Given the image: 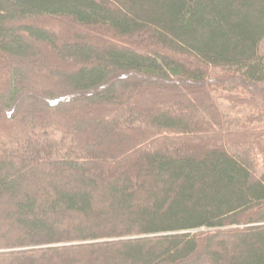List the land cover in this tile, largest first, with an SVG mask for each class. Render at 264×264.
Instances as JSON below:
<instances>
[{"label": "trees", "instance_id": "trees-1", "mask_svg": "<svg viewBox=\"0 0 264 264\" xmlns=\"http://www.w3.org/2000/svg\"><path fill=\"white\" fill-rule=\"evenodd\" d=\"M263 39L264 0H0V264H264V134L209 89L264 97Z\"/></svg>", "mask_w": 264, "mask_h": 264}, {"label": "rangeland", "instance_id": "rangeland-1", "mask_svg": "<svg viewBox=\"0 0 264 264\" xmlns=\"http://www.w3.org/2000/svg\"><path fill=\"white\" fill-rule=\"evenodd\" d=\"M53 23H55V24H53ZM64 23L72 24L70 21H66V20H64L60 24H64ZM52 24L53 25H56V24L60 25L59 22H57V21H52ZM61 27H63V25ZM64 28L65 27H63V29ZM72 30L75 31L76 28L75 27L71 28L70 32H72ZM77 32H78V30H77ZM89 37L92 41L96 40L98 43H101V42H99L100 40L105 42L109 39L107 34L99 33L96 30H94V31L90 30ZM113 41H115V40L112 39V42ZM135 41H137V44L142 49H146L145 46H149V40L147 37H143L141 39L135 38ZM131 43L134 44V42H131ZM260 52L264 54V39L262 40V42L260 44ZM61 62H65V60H63ZM209 82H210L209 89L212 90L211 88L214 87V90H216L214 92L211 91L212 95L214 96L213 97L214 101L218 104V106L221 108V110L226 115H228L229 117H234L237 120L241 119V121H244V122L247 121L246 126H247L248 130L257 131V132L264 134V106H263L264 105V97L262 96L261 91H259V90L256 91V92H259L258 93L259 95H257V96L253 93H250L249 90H252L250 85L243 82L244 86L246 85L245 87L249 88V89L248 88L245 89V87H242V83H237L238 80L234 81V79L231 76L227 75L226 73L223 72L222 69H218V68L213 70L212 76H211ZM185 87H191V84L181 82V85L178 86L177 89H175V88L174 89L179 91V93L184 91L186 93L185 96L188 99H190L191 103H192V101H193L192 96L188 93L187 88H185ZM196 88H198V89L201 88L199 93H198L201 95L203 88L200 85L197 86ZM167 89H168L167 86H164V87L160 86V91L158 89H155V87H154V89H152V91L156 92V94L158 96L159 93L165 92V90H167ZM180 98H182V97H180ZM186 103H188V101H186ZM186 103H185V100L179 102V104H180L179 110L181 112H186V109H185ZM155 104H158V105L161 104L162 105L163 103H161L159 101ZM195 107L196 106H194V104L192 103V106H190V109L196 110ZM242 116H246L245 117L246 119L243 118ZM117 127H118V125H117ZM241 129H245V128H241ZM105 137L106 138L104 139V144H107L106 146L109 147L107 151L110 153L112 151H114L115 149L118 150L124 146L123 145L124 144L123 139H121V142H123V144H121V142L119 143V140H120L119 138H123L121 136L117 135V139H119V140H117L115 136L112 137V135L108 132ZM113 139H115L117 141H116V143L114 142L112 144ZM112 145H113V147H112ZM108 156H111V155L109 154ZM252 159H251V162H253ZM258 163H259V165H262V163H264V155L260 157V159L258 160ZM96 167H98V166H96ZM263 168H264V166H263ZM102 172H103V169H102ZM105 172H106V170H105ZM206 230L207 229L203 228L200 230H195V232H202V231H206ZM116 239H119V238H113V237L112 238H104V239H100V240H96V241H112V240H116ZM45 246H48V244H43V245H40L38 247H45Z\"/></svg>", "mask_w": 264, "mask_h": 264}]
</instances>
